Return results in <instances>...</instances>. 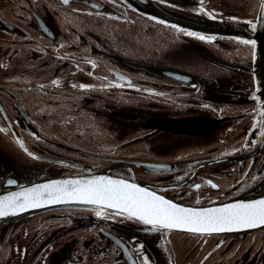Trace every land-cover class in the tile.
Returning a JSON list of instances; mask_svg holds the SVG:
<instances>
[{"label":"flooded vegetation","instance_id":"1","mask_svg":"<svg viewBox=\"0 0 264 264\" xmlns=\"http://www.w3.org/2000/svg\"><path fill=\"white\" fill-rule=\"evenodd\" d=\"M148 2L150 9L137 0H0V192L74 174H53L54 166L75 167L38 157L84 166L78 174L115 167L110 174L191 205L232 200L264 180V137L253 127L264 80L256 86L254 49L238 42L252 41L245 21L256 24L261 0ZM166 21L227 23L242 38L201 41ZM60 105L73 108L64 131ZM87 107L112 129V145L95 147L110 150L95 157L100 166L82 162ZM101 220L97 250L111 259L84 264H141L144 256L150 264H264V228L199 235ZM13 222L0 227L2 253L24 238Z\"/></svg>","mask_w":264,"mask_h":264},{"label":"snow or ice","instance_id":"2","mask_svg":"<svg viewBox=\"0 0 264 264\" xmlns=\"http://www.w3.org/2000/svg\"><path fill=\"white\" fill-rule=\"evenodd\" d=\"M61 2L67 5L70 0H61ZM206 14L214 18L212 13ZM259 19L264 20V0H261ZM245 23L255 31V23L250 20ZM184 34L201 41L212 42L216 39L191 31H186ZM238 42L250 45L253 49L256 46L255 41L251 40ZM258 113L260 119L253 127H258L261 137H264V102H259ZM205 183L212 188L218 187L211 181ZM193 187L199 190L201 186ZM66 203L90 205L97 217H121L146 226L153 232L180 230L192 234L212 235L264 227V199L223 204L219 207H186L136 183L108 176L51 180L23 188L18 192H9L0 196V217ZM196 203L199 204L200 201L197 200ZM104 213H107V216H104ZM141 264H150L149 258L144 256Z\"/></svg>","mask_w":264,"mask_h":264},{"label":"rangeland","instance_id":"3","mask_svg":"<svg viewBox=\"0 0 264 264\" xmlns=\"http://www.w3.org/2000/svg\"><path fill=\"white\" fill-rule=\"evenodd\" d=\"M46 109L48 110L49 107ZM54 109L58 120L62 122L61 131H64V124H74L73 108L60 105L55 106ZM76 122L75 124L79 126V122ZM82 122L81 125L86 128V137L83 143L86 154L83 156L85 158L82 162L93 160L91 162L95 166H100L95 157L110 150H100L95 147L112 145L111 125L103 122L99 115L92 112L91 107H87L86 116ZM44 130L48 135H51L46 127ZM59 137L61 141L68 139L71 143L74 142L73 139L64 135L59 134ZM92 142L94 143L92 144ZM57 169L58 167L54 166L52 173L56 175L74 173L76 175L83 170L77 168L71 170L68 167H63L60 171H56ZM48 177L51 175L49 174ZM101 218L97 217L92 209H59L11 220L7 222L14 221L9 228L20 230L24 238H13L12 249L3 253L0 250V258L6 259L8 256L13 264H84L110 260V257H106V254L97 250L101 243L99 240L102 234L100 231ZM49 226L51 236L50 241L47 242L46 235ZM41 230H45V240H42L43 232L39 233Z\"/></svg>","mask_w":264,"mask_h":264},{"label":"water","instance_id":"4","mask_svg":"<svg viewBox=\"0 0 264 264\" xmlns=\"http://www.w3.org/2000/svg\"><path fill=\"white\" fill-rule=\"evenodd\" d=\"M137 2L142 4L144 7L147 6L149 9L151 8V5L148 2V0H137ZM260 9H261V3H260V7L258 10V14H257L256 29L253 32V35L251 37L252 41H255V45H256L254 48V54H253L254 61H253L252 73L255 76L257 87L259 86V83L264 80V20L259 19ZM158 18L160 20H162V18H160V17H158ZM165 19L166 18L164 17V20ZM166 22L175 23V24H177V27H180L184 30L193 31V32H196L199 34L215 35V36H232V37L235 36V37L242 38L241 32L234 30L227 23L218 24L215 27H207V26H200V25L185 22V21H178V22L166 21ZM149 69L155 70L159 73L160 72L163 73L162 70H159L156 68H149ZM38 158L57 162V163H61V164H64L66 166H69V167L84 169V166L76 165L72 162H67V161L54 159V158H47V157H38ZM113 168H115V167H112V168L107 169V170L92 172V173L76 174V175L75 174L74 175L73 174L72 175H59V176L37 179V180H34L32 182L25 183V184H22L19 186H14V187L11 186L10 188H8L6 190L1 191L0 196L7 195L9 192H18V191H21L23 188L32 187L33 185H36V184L47 183L51 180L91 178L93 176H108V177L113 178V179H124L128 182L136 183L139 186L148 188L149 190H153L158 195H162L156 190L155 187H152L149 184L138 181L136 179L130 180V179H125V178L110 174L109 171L112 170ZM162 196H164V195H162ZM165 198L169 199L167 197H165ZM260 199H264V180L260 184H258L257 186L253 187L251 190L247 191L246 193H244V194H242V195H240V196H238L232 200L222 202V203H209V204H205V205H191V204L178 203V202H175L171 199H169V200H171V201H173L179 205L186 206V207L203 208V207H219V206H222L223 204H229V203L252 202V201H256V200H260ZM59 209H92V206L86 205V204H80V203H66V204H60V205H55V206H50V207H44V208H40V209H31V210L24 211L23 213H20V214L8 215L6 217H0V225L7 223L11 220L20 218V217H25V216H29V215H33V214H38L41 212H47V211H53V210H59ZM261 228H264V227H256V228L248 229V230H237V231H233V232H225V233L212 234V235H221V234L227 235V234H232V233H244L247 231H254V230L261 229ZM172 231L173 232L189 233L187 231H180V230H172Z\"/></svg>","mask_w":264,"mask_h":264}]
</instances>
